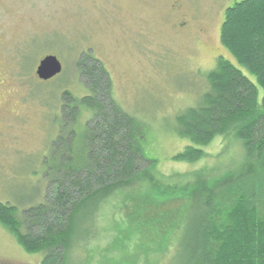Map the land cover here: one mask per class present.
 <instances>
[{
  "label": "rangeland",
  "instance_id": "374dc122",
  "mask_svg": "<svg viewBox=\"0 0 264 264\" xmlns=\"http://www.w3.org/2000/svg\"><path fill=\"white\" fill-rule=\"evenodd\" d=\"M239 1L0 0V202L14 206L16 217H22L24 209L46 200V160L61 128L74 131L75 155L84 152L91 112L79 105L76 119L69 116L72 100L89 95L76 68L86 51L110 79L108 96L137 123L148 124L150 137L142 147L147 158L157 161L158 173L215 169L205 179L210 183L217 178L212 193L219 200L223 191L253 177V162L240 161L242 150L231 137L214 139L200 162L171 160L187 144L173 131L175 117L197 105L216 58H228L220 27L225 10ZM47 55L55 56L62 70L40 82L34 72ZM228 60L234 63L230 56ZM92 81L97 87V80ZM65 90L68 100L61 98ZM141 185L136 199H109L98 208L93 228L78 217L81 223L70 235L66 264L183 263L176 254L177 222L192 200L175 195L182 193L180 188L166 198L155 182ZM144 219L156 230L169 231L165 245L155 243L153 235L143 236ZM41 261V254L25 253L0 226V264Z\"/></svg>",
  "mask_w": 264,
  "mask_h": 264
},
{
  "label": "trees",
  "instance_id": "16d2710c",
  "mask_svg": "<svg viewBox=\"0 0 264 264\" xmlns=\"http://www.w3.org/2000/svg\"><path fill=\"white\" fill-rule=\"evenodd\" d=\"M219 38L234 63L229 56L216 58L205 77L208 89L197 105L175 117L173 131L187 144L171 160L200 162L205 147L214 139L231 137L242 150L240 161L253 162L255 175L223 191L219 200L212 193L217 178L210 183L205 179L213 176L215 169L158 173L157 161L147 158L142 147L150 137L148 124L137 123L108 96L110 79L99 60L86 51L76 68L87 83L89 95L72 100L69 116L72 121L76 119L79 105L91 112L84 152L75 155L74 131L61 128L49 148L44 172L46 200L51 202L45 200L24 209L22 217H16L14 206L0 202V226L25 253L41 254V264H66L70 235L81 223L78 217L93 228L94 216L106 201L133 195L136 199L134 193L144 189L141 184L155 182L163 187L161 197L174 196L173 191L180 188L182 193L175 195L192 200L177 222L179 262L264 264V0H241L228 7ZM34 77L43 82L35 72ZM69 95L66 90L62 92V100L70 99ZM64 132L68 136L63 137ZM142 223L146 230L143 236L153 235L155 243L166 244L168 230H156L145 219Z\"/></svg>",
  "mask_w": 264,
  "mask_h": 264
},
{
  "label": "water",
  "instance_id": "95a60500",
  "mask_svg": "<svg viewBox=\"0 0 264 264\" xmlns=\"http://www.w3.org/2000/svg\"><path fill=\"white\" fill-rule=\"evenodd\" d=\"M62 65L60 61L52 55L42 58L36 67V76L41 81H48L61 73Z\"/></svg>",
  "mask_w": 264,
  "mask_h": 264
}]
</instances>
